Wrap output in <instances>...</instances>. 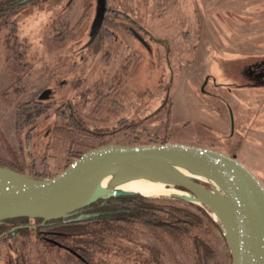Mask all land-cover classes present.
I'll return each mask as SVG.
<instances>
[{"label":"rangeland","instance_id":"obj_1","mask_svg":"<svg viewBox=\"0 0 264 264\" xmlns=\"http://www.w3.org/2000/svg\"><path fill=\"white\" fill-rule=\"evenodd\" d=\"M87 1L36 0L12 16V36L10 28L0 29V159L28 170L32 150L43 152L49 121L33 131L29 144L30 126L22 125L19 116V104L35 99L52 103L51 111L67 104L87 128L116 139L127 134L144 143L172 136L175 142L233 152L264 185V121L258 117L264 118V86L225 85L235 81L222 73L223 68L230 73L242 62L263 58L264 0H108L114 10L144 20L150 30L149 54L139 65L132 50L119 46L81 51L92 16V10L85 9ZM14 42L24 51L20 63L28 65H17ZM46 88L51 90L49 98L39 100ZM146 114L147 129L142 130ZM204 183L219 189L217 183ZM143 186L150 187L149 179ZM207 230L204 236L226 263L225 234L211 226ZM133 236L138 244L110 238L106 250L93 251L92 263L140 264L148 255L140 250L142 242L161 249L163 264H173L142 228ZM174 248L181 264H192L190 246L187 254ZM0 264L86 263L31 231L0 237Z\"/></svg>","mask_w":264,"mask_h":264},{"label":"trees","instance_id":"obj_2","mask_svg":"<svg viewBox=\"0 0 264 264\" xmlns=\"http://www.w3.org/2000/svg\"><path fill=\"white\" fill-rule=\"evenodd\" d=\"M36 0H0V29L10 28L8 35L16 31L12 16ZM14 56L17 65L24 57V51L14 42ZM102 94L98 92L97 96ZM39 100H43L39 94ZM37 102L35 99L26 100L19 104V116L22 125H29L26 140L31 143L32 133L40 123L49 121L47 143L40 154L38 150L30 153L29 169L25 170L18 164L6 163L0 159V167L16 173L35 177H52L63 170L71 161L86 150L108 143L140 144L128 139L127 134L116 139L115 135L87 128L77 116L76 111L60 104ZM40 118V119H39ZM42 118V119H41ZM169 138L151 139L144 143L168 142ZM28 144V145H29ZM142 144V143H141ZM229 154H233L229 153ZM49 222V221H47ZM55 225V236L59 243L68 245L74 252L67 253L76 256L82 263L93 264L92 256L97 250H106L110 238H127L134 240V232L142 228L156 239L173 264H181L180 255L176 254L174 245L181 253H186L191 247L192 264H231V257L226 246V263L220 257L216 245L204 236L207 228L214 227L224 236L221 223L213 217V212L199 203L189 201L183 197L144 196L139 194H121L98 199L97 201L60 218L50 220ZM46 223L41 219L19 217L0 221V237L16 236L34 232L40 236L34 226H18L19 224ZM17 225L12 228V225ZM44 242L47 239L41 237ZM51 245L53 244L50 242ZM226 244V242H224ZM189 244V245H188ZM55 245V244H54ZM140 250H147L148 255L140 260V264H163L161 249L150 244L140 243ZM61 248V247H60ZM96 249V250H95ZM94 251V254H93Z\"/></svg>","mask_w":264,"mask_h":264},{"label":"water","instance_id":"obj_3","mask_svg":"<svg viewBox=\"0 0 264 264\" xmlns=\"http://www.w3.org/2000/svg\"><path fill=\"white\" fill-rule=\"evenodd\" d=\"M104 9L102 5V13ZM50 94L51 90L46 88L40 96L47 99ZM230 116L232 134L231 111ZM173 162H186L203 169L219 189L209 188L204 181L186 175ZM113 167L144 170L167 185L187 191L189 194L183 198L206 206L220 221L231 264H264V245L258 242L248 213L250 208L257 209L264 224V185L235 155L202 145L170 141L103 144L86 150L59 173L46 178L25 176L0 167V221L26 217L47 222L98 199L136 194L88 190L96 174ZM74 254L79 256L77 252Z\"/></svg>","mask_w":264,"mask_h":264},{"label":"flooded vegetation","instance_id":"obj_4","mask_svg":"<svg viewBox=\"0 0 264 264\" xmlns=\"http://www.w3.org/2000/svg\"><path fill=\"white\" fill-rule=\"evenodd\" d=\"M102 5L105 6L103 13L101 12ZM88 8L89 10H92L89 12V14H92V16L88 18L86 26L87 28L84 34L87 39L82 44H80L79 48H81V51L88 49L99 52L105 50L104 48L106 46L111 48H118L119 46L123 50H132L134 53L133 60L135 64L138 65L148 57L149 48L151 46L148 39L150 30L147 28V25H145L144 20H139L125 11L117 9L114 10L111 6H109L108 0H88L85 5V9L87 10ZM86 10L84 14H87ZM93 22L94 26L92 27ZM129 60L131 61V59ZM228 71L229 70L223 68L222 73H224L226 77L234 79L235 82L229 84L227 83L225 85L234 84L246 87L264 86V56L262 59H258L256 61L252 60L247 63L242 62L235 69H230V73ZM209 77L210 76L205 79V82L209 80ZM166 102L167 98L166 100L163 99V104ZM162 107L163 105L160 106V108ZM258 117L259 122L261 120L264 121L263 117L260 118V114ZM147 118H149L148 114L143 117L141 122L142 130L147 129V127L144 126V122L147 120ZM131 122L132 121L130 120L128 124ZM168 138L170 142H175L171 140L172 136H168ZM51 224L52 222L49 221L44 224H19L18 226H34L41 237H44L56 246L61 247L71 253L72 251L76 252L68 245L59 243L57 239L52 238V236H55V230H53L55 225ZM16 226V224L12 225V228Z\"/></svg>","mask_w":264,"mask_h":264},{"label":"bare ground","instance_id":"obj_5","mask_svg":"<svg viewBox=\"0 0 264 264\" xmlns=\"http://www.w3.org/2000/svg\"><path fill=\"white\" fill-rule=\"evenodd\" d=\"M176 168L188 176L196 177L202 181L216 183L215 180L203 169L186 162H173ZM149 179L150 187L143 186ZM90 192H106L112 190L132 191L136 194L149 195H173L179 197L187 196L186 191L169 187L164 180L144 170L119 167L105 169L96 174L88 184ZM250 221L260 245H264V224L260 212L250 208Z\"/></svg>","mask_w":264,"mask_h":264}]
</instances>
